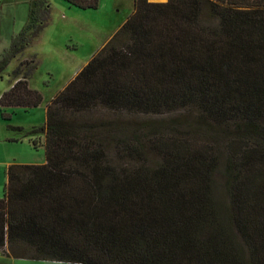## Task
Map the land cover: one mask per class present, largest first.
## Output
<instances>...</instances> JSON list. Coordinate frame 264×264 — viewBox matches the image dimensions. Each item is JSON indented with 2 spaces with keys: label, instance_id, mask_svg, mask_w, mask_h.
Masks as SVG:
<instances>
[{
  "label": "trees",
  "instance_id": "1",
  "mask_svg": "<svg viewBox=\"0 0 264 264\" xmlns=\"http://www.w3.org/2000/svg\"><path fill=\"white\" fill-rule=\"evenodd\" d=\"M29 12L0 57V77L50 20L47 0H32ZM32 59L12 70L1 113L42 103L29 84ZM8 128L43 132V143L29 141L45 162L5 168L2 255L264 264V0H134L46 103L44 125Z\"/></svg>",
  "mask_w": 264,
  "mask_h": 264
},
{
  "label": "rangeland",
  "instance_id": "2",
  "mask_svg": "<svg viewBox=\"0 0 264 264\" xmlns=\"http://www.w3.org/2000/svg\"><path fill=\"white\" fill-rule=\"evenodd\" d=\"M50 4V20L24 51L13 59L0 77V94L15 82L12 70L20 61L34 57L36 67L29 80L30 87L39 90L43 101L36 108L8 107L0 110V196L3 194L4 161L14 157L34 163L45 162L42 145L33 148L30 139L44 142V133L28 136L9 125L21 126L24 131L44 125L46 103L74 78L89 59L97 53L127 20L134 10V0H99L98 7L80 9L66 0H47ZM163 2L166 0H149ZM32 0H0V57L9 47L11 37L29 21ZM33 60V59H32ZM22 69H27L22 65ZM3 113L11 115L3 118ZM8 138L19 141L17 148L3 147ZM30 138V139H29ZM29 139V140H28ZM9 140V139H8ZM63 263V262H62ZM0 264H45L40 260L7 257L0 253ZM68 264V263H67Z\"/></svg>",
  "mask_w": 264,
  "mask_h": 264
},
{
  "label": "crops",
  "instance_id": "3",
  "mask_svg": "<svg viewBox=\"0 0 264 264\" xmlns=\"http://www.w3.org/2000/svg\"><path fill=\"white\" fill-rule=\"evenodd\" d=\"M11 85H9V87H10ZM41 105V104H40ZM40 105H38V106H40ZM38 106H36V107H38ZM36 107H32V108H36ZM8 108V107H7ZM21 108V107H20ZM29 109H31V108H29ZM9 138L7 137V140L5 141V143H3V147H6V146H8V147H10V148H17L18 146L16 145V144H18V142L20 141H23V140H14V141H9L8 140ZM16 139H17V137H16ZM30 139V138H29ZM28 139V140H29ZM12 163H30V162H26L25 160H17V158H15V156L14 157H12V158H10L9 160H7V161H4V176H5V168L9 165V164H12ZM34 163H43L42 161H39V162H34ZM5 182H6V176H5ZM4 182V183H5ZM3 187H4V184H3ZM3 195V194H2ZM2 196H0V198H1ZM40 261H42V262H44L45 264H67V263H62V262H59V261H52V260H40Z\"/></svg>",
  "mask_w": 264,
  "mask_h": 264
}]
</instances>
